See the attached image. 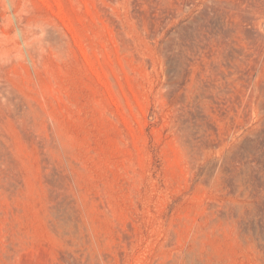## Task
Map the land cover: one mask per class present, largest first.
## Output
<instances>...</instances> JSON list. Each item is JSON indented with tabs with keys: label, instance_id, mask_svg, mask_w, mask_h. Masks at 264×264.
<instances>
[{
	"label": "rangeland",
	"instance_id": "rangeland-1",
	"mask_svg": "<svg viewBox=\"0 0 264 264\" xmlns=\"http://www.w3.org/2000/svg\"><path fill=\"white\" fill-rule=\"evenodd\" d=\"M0 264H264V0H0Z\"/></svg>",
	"mask_w": 264,
	"mask_h": 264
}]
</instances>
